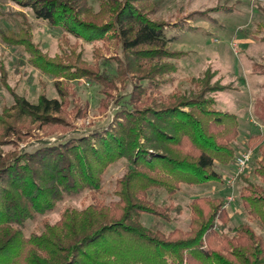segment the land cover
Wrapping results in <instances>:
<instances>
[{"label":"trees","instance_id":"16d2710c","mask_svg":"<svg viewBox=\"0 0 264 264\" xmlns=\"http://www.w3.org/2000/svg\"><path fill=\"white\" fill-rule=\"evenodd\" d=\"M23 5L50 27L87 40H111L114 52L120 50V56H107L116 63L115 76L82 61L75 50L64 55L69 63L42 53L20 11L4 13L19 16L21 23L17 31L0 29L3 43L22 47L34 66L54 78L85 77L100 85L102 112L113 99L116 83L130 80V108L115 112L100 132L32 152L0 151V264H264V237L250 224L235 226L232 234L222 231L229 222L223 197L193 198L186 230L165 233L141 222L144 213L164 221L180 213L172 202L150 200L152 189L171 197L181 185L223 183L215 165L234 161L232 143L238 136L237 116L217 108L215 99L205 95L226 88L218 80L210 84L214 72L209 68L189 78L196 89L156 96L158 88L172 80L186 52L169 48L168 23L150 17L151 0H100L97 12L86 0H29ZM261 11L264 15V7ZM259 28L264 31V23ZM260 39L264 41V34ZM254 69L264 75V65ZM55 86L60 99L40 95L30 103L14 96V104L0 114V144L10 141L7 137L24 139L33 131L47 134L63 128L66 98L74 94L66 92L64 80ZM80 111L76 107L74 117ZM252 115L264 125V92L254 97ZM247 147L260 154L253 172L264 181V134L250 136ZM120 158L130 167L116 180L118 200L105 204L96 195L106 167ZM243 181L241 206L264 228V187L246 177ZM84 190L94 203L81 210L65 208L56 222H44L41 232L24 235L26 220L51 212L65 197Z\"/></svg>","mask_w":264,"mask_h":264},{"label":"rangeland","instance_id":"374dc122","mask_svg":"<svg viewBox=\"0 0 264 264\" xmlns=\"http://www.w3.org/2000/svg\"><path fill=\"white\" fill-rule=\"evenodd\" d=\"M27 2L29 0H21V3L17 0H0V29L11 28L17 31L21 23L20 17L4 13L23 12L31 24L32 42L42 53L48 57L60 56L65 59L64 55L75 50L82 61L90 66L97 65L100 70L115 76L116 63L107 56L115 52L120 56V50L117 48L114 52L110 45L111 40H87L70 34L61 27H50L46 21L35 18L32 10L23 5ZM86 2L93 12L99 10L100 0ZM151 2L154 9L150 12V17L168 23L165 38L169 48L186 52L178 60L176 71L170 75L172 80L161 85L156 96L166 98L174 92L184 93L196 89L190 84L189 78H198L209 68L214 72L210 84L218 80L217 84L226 88L222 91L207 92L205 95L215 99L217 108L237 116L238 136L232 143L235 155L229 168L215 165L223 183L181 185L171 197L161 189H152L149 191L150 200L159 205H168L172 202L180 207V213H171L170 221L144 213L141 222L165 233L174 228L186 230L191 216L189 204L193 198L223 197L229 215V222L222 228L223 232L232 234L235 226L248 223L257 234L264 237V228L249 217L242 208L238 196L240 188L244 185V177L264 187V181L253 172L260 154L247 147L250 136L264 134V125L256 121L252 115L254 97L264 92V75L254 69L255 65H264V41L260 39L264 31L259 28V24L264 23L261 11L264 0H151ZM28 58V53L22 47L8 46L0 39V114L3 108H9L14 104V96L23 97L30 103H36L40 95L60 99L55 86L57 80H64L68 85L66 92H73L74 95L73 97L67 95L69 103L64 109L65 122L61 124L63 126L61 130L47 134L33 131L24 139L7 137L10 141L0 144V151L3 153L32 152L45 145L51 146L92 132L103 131L111 123L115 112L121 108H130L128 103L130 80L123 84L116 83L117 90L113 93V99L102 112L100 100L104 98V94L100 85L85 77L54 78L34 66ZM63 61L69 63L66 59ZM142 83L145 84L146 81ZM76 107L82 112L78 117H74ZM244 152L251 153L250 161L241 174L235 175V157ZM129 167V162L125 158L109 164L103 175L101 192L96 195L97 199L105 204L117 201L118 197L114 194L116 180ZM228 178L233 179L232 185L226 183ZM94 202L88 190L76 196H67L51 212L38 215L33 220H26L22 226L23 233L25 236L39 233L43 230L44 222L50 224L56 222L63 209L81 210Z\"/></svg>","mask_w":264,"mask_h":264},{"label":"built area","instance_id":"2783aa9c","mask_svg":"<svg viewBox=\"0 0 264 264\" xmlns=\"http://www.w3.org/2000/svg\"><path fill=\"white\" fill-rule=\"evenodd\" d=\"M251 153L250 152H244L240 154L238 157H235V175H239L243 172V170L246 168L247 164L250 161ZM226 183L229 185L233 184V179L228 178L226 180ZM228 200H231V198H228ZM226 206V205H225Z\"/></svg>","mask_w":264,"mask_h":264},{"label":"crops","instance_id":"0c3cea01","mask_svg":"<svg viewBox=\"0 0 264 264\" xmlns=\"http://www.w3.org/2000/svg\"><path fill=\"white\" fill-rule=\"evenodd\" d=\"M221 167H223V168H229V165H220ZM210 184H216V183H214V182H210V183H208V185H210ZM218 184H220V183H218ZM207 185V184H206ZM205 187V186H204ZM206 188V187H205Z\"/></svg>","mask_w":264,"mask_h":264}]
</instances>
